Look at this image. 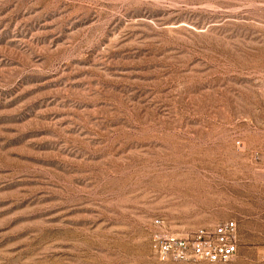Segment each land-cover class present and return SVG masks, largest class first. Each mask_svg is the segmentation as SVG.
<instances>
[{
  "label": "rangeland",
  "instance_id": "obj_1",
  "mask_svg": "<svg viewBox=\"0 0 264 264\" xmlns=\"http://www.w3.org/2000/svg\"><path fill=\"white\" fill-rule=\"evenodd\" d=\"M0 264H264V0H0Z\"/></svg>",
  "mask_w": 264,
  "mask_h": 264
},
{
  "label": "built area",
  "instance_id": "obj_2",
  "mask_svg": "<svg viewBox=\"0 0 264 264\" xmlns=\"http://www.w3.org/2000/svg\"><path fill=\"white\" fill-rule=\"evenodd\" d=\"M237 246L236 223L227 220L189 233H167L153 244V250L161 260L225 263L235 255Z\"/></svg>",
  "mask_w": 264,
  "mask_h": 264
}]
</instances>
